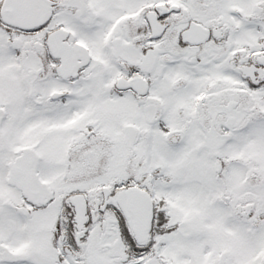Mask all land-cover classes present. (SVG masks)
<instances>
[{
    "label": "snow or ice",
    "instance_id": "1",
    "mask_svg": "<svg viewBox=\"0 0 264 264\" xmlns=\"http://www.w3.org/2000/svg\"><path fill=\"white\" fill-rule=\"evenodd\" d=\"M0 264H264V0H0Z\"/></svg>",
    "mask_w": 264,
    "mask_h": 264
}]
</instances>
